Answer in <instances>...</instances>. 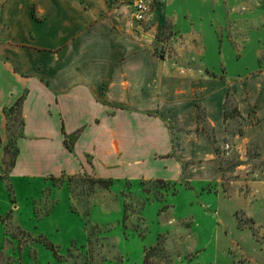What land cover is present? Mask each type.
Instances as JSON below:
<instances>
[{"label":"rangeland","instance_id":"obj_1","mask_svg":"<svg viewBox=\"0 0 264 264\" xmlns=\"http://www.w3.org/2000/svg\"><path fill=\"white\" fill-rule=\"evenodd\" d=\"M148 1L143 25L160 41L177 38L158 53L194 57L196 72L226 78L220 139L200 109L220 177L10 182L22 131L16 108L10 141L0 136V264H143L155 247L156 264H264V0Z\"/></svg>","mask_w":264,"mask_h":264},{"label":"crops","instance_id":"obj_2","mask_svg":"<svg viewBox=\"0 0 264 264\" xmlns=\"http://www.w3.org/2000/svg\"><path fill=\"white\" fill-rule=\"evenodd\" d=\"M131 9L128 0H0L4 143L18 104L22 121L10 182L81 173L114 182L218 180L215 140L199 114L203 106L220 139L226 78L196 72L194 57L158 53L176 43L175 32L158 40ZM249 84L256 90L257 81ZM74 137L70 150L65 141Z\"/></svg>","mask_w":264,"mask_h":264},{"label":"built area","instance_id":"obj_3","mask_svg":"<svg viewBox=\"0 0 264 264\" xmlns=\"http://www.w3.org/2000/svg\"><path fill=\"white\" fill-rule=\"evenodd\" d=\"M131 17L136 23L143 24L149 21L153 11L152 3L148 0H132Z\"/></svg>","mask_w":264,"mask_h":264},{"label":"trees","instance_id":"obj_4","mask_svg":"<svg viewBox=\"0 0 264 264\" xmlns=\"http://www.w3.org/2000/svg\"><path fill=\"white\" fill-rule=\"evenodd\" d=\"M19 107H20V104L17 105V108H19ZM199 117H200V119L202 118L201 113L199 114ZM75 139H76V137H74L73 139H71L72 142H73ZM65 144H66V146H67L70 150L72 149V147H71V144H72V143L70 144V140H66V141H65ZM15 162H16V161H15ZM14 165H15V163H14ZM14 165H13V167H14ZM13 167H12V168H13ZM156 252H157V247L148 249V250L146 251V254H145V258H144V262H143V264H156V263L154 262V260H153V258L155 257Z\"/></svg>","mask_w":264,"mask_h":264}]
</instances>
